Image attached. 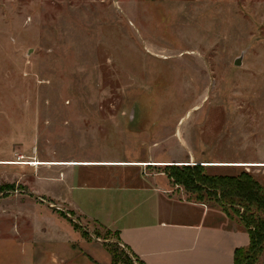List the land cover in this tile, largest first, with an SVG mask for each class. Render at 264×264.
Returning a JSON list of instances; mask_svg holds the SVG:
<instances>
[{
  "label": "rangeland",
  "instance_id": "1",
  "mask_svg": "<svg viewBox=\"0 0 264 264\" xmlns=\"http://www.w3.org/2000/svg\"><path fill=\"white\" fill-rule=\"evenodd\" d=\"M110 160L166 175L169 163L213 162L211 173L264 184V0H0V255H21L5 238L37 219L117 242L51 190ZM204 205L175 202L171 214L233 226ZM129 257L118 264H138Z\"/></svg>",
  "mask_w": 264,
  "mask_h": 264
},
{
  "label": "crops",
  "instance_id": "2",
  "mask_svg": "<svg viewBox=\"0 0 264 264\" xmlns=\"http://www.w3.org/2000/svg\"><path fill=\"white\" fill-rule=\"evenodd\" d=\"M133 162L144 161H100L86 166L92 175L85 179L78 173L55 177L53 199L118 232L144 264H235L236 249L250 244L248 231L234 220L232 227H224L172 217L175 202L202 207L204 215L207 208L176 200L165 173L138 171L142 166ZM44 189L37 191L50 198V189ZM18 235L20 241L6 237L4 242L21 255H0V264H113L111 241L86 239L67 220H33Z\"/></svg>",
  "mask_w": 264,
  "mask_h": 264
},
{
  "label": "trees",
  "instance_id": "3",
  "mask_svg": "<svg viewBox=\"0 0 264 264\" xmlns=\"http://www.w3.org/2000/svg\"><path fill=\"white\" fill-rule=\"evenodd\" d=\"M165 166L172 183L185 188L188 201L202 204L214 201L229 218L236 220L248 231L250 244L236 249L235 264H263L264 184L247 170L222 175L211 173L207 170L208 166L198 164ZM97 232L96 235L102 237ZM116 235L117 242L107 243L112 253L113 264H118L122 256L129 257L123 255L128 253L126 247L138 264H144L130 247L119 244L123 242L118 232ZM133 257L129 258L134 261Z\"/></svg>",
  "mask_w": 264,
  "mask_h": 264
},
{
  "label": "bare ground",
  "instance_id": "4",
  "mask_svg": "<svg viewBox=\"0 0 264 264\" xmlns=\"http://www.w3.org/2000/svg\"><path fill=\"white\" fill-rule=\"evenodd\" d=\"M3 163H14L12 161H7V162H3ZM63 164V165H69V164H78L79 162H45V161H37V162H33V163H30V164H33V165H44V164ZM156 163H162V162H156ZM211 164H209V162H205V164L209 165V166H217L218 164L216 163H213V162H210ZM221 165H230V164H221ZM234 165H239L238 163L234 164ZM243 165H257V164H243Z\"/></svg>",
  "mask_w": 264,
  "mask_h": 264
},
{
  "label": "water",
  "instance_id": "5",
  "mask_svg": "<svg viewBox=\"0 0 264 264\" xmlns=\"http://www.w3.org/2000/svg\"><path fill=\"white\" fill-rule=\"evenodd\" d=\"M235 64L237 66H240L242 64V59L239 58L236 60ZM166 165H194V163H169V164H166ZM204 166H209L207 164H204ZM32 193V192H31ZM33 195H35L34 193H32ZM36 196V195H35ZM37 197V196H36ZM124 247H126V245L124 243H122ZM126 249L128 250V248L126 247ZM129 251V250H128Z\"/></svg>",
  "mask_w": 264,
  "mask_h": 264
}]
</instances>
